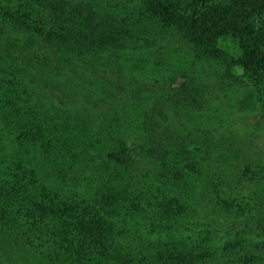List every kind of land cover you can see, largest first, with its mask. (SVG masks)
<instances>
[{
	"label": "rangeland",
	"instance_id": "obj_1",
	"mask_svg": "<svg viewBox=\"0 0 264 264\" xmlns=\"http://www.w3.org/2000/svg\"><path fill=\"white\" fill-rule=\"evenodd\" d=\"M23 1L0 0V264H158L164 254L184 264L199 241L264 264V75L236 61L237 43L208 56L155 37L141 0H89L119 19L121 36L63 64L14 23L12 11H30L49 30L47 10ZM110 82L113 103L95 104ZM65 98L79 118L59 124ZM145 122L170 129L166 161L152 156ZM33 171L41 192L20 187ZM167 205L185 227L151 230L148 210ZM162 228L177 240L169 252Z\"/></svg>",
	"mask_w": 264,
	"mask_h": 264
},
{
	"label": "trees",
	"instance_id": "obj_2",
	"mask_svg": "<svg viewBox=\"0 0 264 264\" xmlns=\"http://www.w3.org/2000/svg\"><path fill=\"white\" fill-rule=\"evenodd\" d=\"M36 1L39 6L47 10V18L53 22L52 26V22L50 23L49 30H46L45 24H40V21H44L43 17L40 18L39 22H33V13L30 11L21 13L12 11L10 14L18 28L28 31L32 37L41 35L46 46L58 54L57 57L64 62L63 64H65V57H73L81 62L80 60L96 53V48L98 49L104 43H109L108 39L116 40L118 36H121L115 27V22L119 19L108 13L101 15L93 8L89 0ZM24 3L30 6L31 0L23 1L22 5ZM141 3L145 5L146 9L138 15L146 14L158 24L157 30L152 29L155 37L167 36L172 42L178 40L183 44L195 46L208 56H220L223 50L220 48L219 41L231 39L237 43L240 50L236 61L239 60L238 63L249 71H258L260 75H264V0H141ZM3 13L7 12L4 11ZM165 29H170L171 32L167 33ZM4 31L5 28L0 27V35ZM154 33L148 31L149 36L154 35ZM30 40L24 42L23 46L29 47ZM149 43L153 44L152 42ZM66 64L69 63L66 62ZM111 84L110 82L105 85L106 87H100V90L97 91L98 103L91 96H87L86 99H91L95 104L100 103L102 106L113 103L116 90L111 87ZM43 86H47L50 91L47 83H44ZM72 104L68 98H65L63 101L65 109H55L56 114L59 115L57 118L59 124L62 121L66 123L68 121L67 116L75 114L79 118V111L74 110L78 106H72ZM153 112L156 114L159 112L162 115L164 109L162 106L153 108L152 112H147L149 119L154 117ZM145 126L149 131V137L154 135L156 137L154 138L155 147L150 148L152 156L158 160L163 159L165 152L173 149L167 142L169 140L168 135H172L168 131L170 129L165 126V129L159 130L158 125L149 126L147 122H145ZM162 132L167 137L163 138ZM125 148L122 147V149ZM117 155V152L114 151L108 153V156L116 160L119 159ZM166 158L164 161L167 160ZM33 172V179L29 178L25 182H21L20 187L23 189L24 186L29 185L32 191L41 192V188L38 187L40 177L35 176L36 172ZM11 190H6L8 197L12 193ZM0 197L2 196L0 195ZM24 198L28 199L26 195ZM7 201L10 204L9 208H11L12 201ZM184 204L187 207V199ZM147 213L152 219L148 223V227L152 228L151 230H156L157 226H161L160 222L167 225L166 228L170 230L185 227L183 223L171 220L170 217L176 218L175 210L171 205H167L163 209L150 208ZM158 232V237L163 239L162 243L166 242V244H162L165 246V252H169L166 250L167 243L175 242L176 245L177 240L166 237L165 228L158 229ZM190 248L193 250L191 253H194L195 256L193 255V259L184 264H222L225 260L226 264H257L256 258H252L246 253L242 256L232 255L231 258L229 253L232 250L225 243L216 255H213L212 248L210 249L201 241ZM167 262L166 254H164L163 261L158 262V264H167ZM154 264L156 263L154 262Z\"/></svg>",
	"mask_w": 264,
	"mask_h": 264
}]
</instances>
